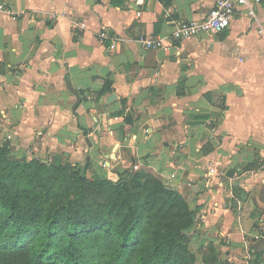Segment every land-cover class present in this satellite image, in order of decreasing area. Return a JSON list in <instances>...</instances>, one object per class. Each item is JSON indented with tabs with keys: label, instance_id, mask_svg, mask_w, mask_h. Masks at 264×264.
I'll list each match as a JSON object with an SVG mask.
<instances>
[{
	"label": "crops",
	"instance_id": "obj_1",
	"mask_svg": "<svg viewBox=\"0 0 264 264\" xmlns=\"http://www.w3.org/2000/svg\"><path fill=\"white\" fill-rule=\"evenodd\" d=\"M0 1L10 8L0 13V142L11 155L112 180L150 171L195 211L199 259L264 264V1L168 52L139 39L200 19L214 0Z\"/></svg>",
	"mask_w": 264,
	"mask_h": 264
},
{
	"label": "trees",
	"instance_id": "obj_2",
	"mask_svg": "<svg viewBox=\"0 0 264 264\" xmlns=\"http://www.w3.org/2000/svg\"><path fill=\"white\" fill-rule=\"evenodd\" d=\"M9 154L1 144L0 264H201L190 249L195 211L152 172L112 180Z\"/></svg>",
	"mask_w": 264,
	"mask_h": 264
},
{
	"label": "built area",
	"instance_id": "obj_3",
	"mask_svg": "<svg viewBox=\"0 0 264 264\" xmlns=\"http://www.w3.org/2000/svg\"><path fill=\"white\" fill-rule=\"evenodd\" d=\"M249 0H214V3L210 10L200 19H185L176 22L174 28L169 35L165 36H143L139 39L140 45L145 50H159L168 52L173 47L174 41L188 39L196 36L200 33L216 34L223 31L228 27L230 19L234 15L235 9L248 3ZM264 0H253L254 3H261ZM10 8L5 5L4 2L0 1V13L9 12ZM140 12H137V16ZM80 28L86 27L84 21L78 22ZM258 34L264 39V27L258 28ZM100 39H110V48H114V43L117 37L114 34H110L106 29H102L98 32ZM117 119V117H114ZM132 169L138 168L137 162L131 163ZM202 216L195 219V224L202 220ZM260 237L259 234L255 235V239Z\"/></svg>",
	"mask_w": 264,
	"mask_h": 264
},
{
	"label": "rangeland",
	"instance_id": "obj_4",
	"mask_svg": "<svg viewBox=\"0 0 264 264\" xmlns=\"http://www.w3.org/2000/svg\"><path fill=\"white\" fill-rule=\"evenodd\" d=\"M112 97H110L109 98V100L111 99ZM1 144H3V142H0V145ZM32 158V157H31ZM30 157H28V156H26V155H24V157L23 158H17V157H15V156H13V155H11V154H9L8 155V159L9 160H15V161H22V160H27V161H30V159H31ZM34 159H37L38 161L39 160H41V161H43L44 163H46V164H48V165H51V164H55V165H59V164H64V163H66V162H60V163H57V162H52V161H48V160H44V159H38V158H34ZM91 171H87L86 170V174L88 175V176H90V175H92V173H90ZM132 178V176L131 175H126L125 176V179H127V180H130ZM195 248V249H194ZM190 249H191V251L193 252V254L195 255V259H196V263H201V264H203V257L201 258V256H200V259H199V257H198V255L196 254V245L195 244H191V241H190ZM217 264H220L219 262H217Z\"/></svg>",
	"mask_w": 264,
	"mask_h": 264
},
{
	"label": "water",
	"instance_id": "obj_5",
	"mask_svg": "<svg viewBox=\"0 0 264 264\" xmlns=\"http://www.w3.org/2000/svg\"><path fill=\"white\" fill-rule=\"evenodd\" d=\"M67 87L73 92V94L76 97V102L73 105V109H75L78 106V104L80 103L79 92L77 91V89L72 87V85L69 81H67ZM255 246L257 247V251H260L261 249L264 248V237L263 236H261L257 239V241L255 242Z\"/></svg>",
	"mask_w": 264,
	"mask_h": 264
}]
</instances>
